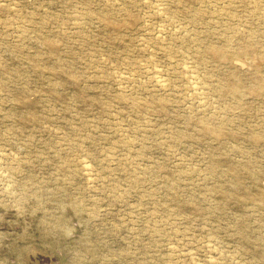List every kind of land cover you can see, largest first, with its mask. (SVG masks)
Returning <instances> with one entry per match:
<instances>
[{
    "label": "rangeland",
    "instance_id": "obj_1",
    "mask_svg": "<svg viewBox=\"0 0 264 264\" xmlns=\"http://www.w3.org/2000/svg\"><path fill=\"white\" fill-rule=\"evenodd\" d=\"M256 83L264 0H0V264H264Z\"/></svg>",
    "mask_w": 264,
    "mask_h": 264
},
{
    "label": "bare ground",
    "instance_id": "obj_2",
    "mask_svg": "<svg viewBox=\"0 0 264 264\" xmlns=\"http://www.w3.org/2000/svg\"><path fill=\"white\" fill-rule=\"evenodd\" d=\"M177 1L182 2L183 0H177ZM208 49H209V52L211 53V55H212L214 58H216V59H218V60L222 59V55L219 53L218 50H216V49L213 48V47H209ZM263 89H264V86H263V84H261V83H256V84L252 87V91H260V90H263Z\"/></svg>",
    "mask_w": 264,
    "mask_h": 264
}]
</instances>
